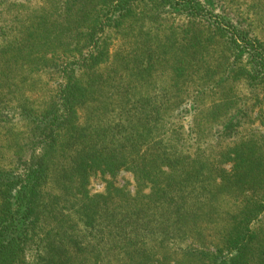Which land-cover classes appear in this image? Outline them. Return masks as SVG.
I'll return each instance as SVG.
<instances>
[{
	"label": "rangeland",
	"instance_id": "obj_1",
	"mask_svg": "<svg viewBox=\"0 0 264 264\" xmlns=\"http://www.w3.org/2000/svg\"><path fill=\"white\" fill-rule=\"evenodd\" d=\"M195 2L264 45V0ZM115 3L0 0V172H24L31 157L43 158L49 165L45 202L63 196L62 213L83 231L76 214L83 201L76 190L80 180L64 178L76 149L67 151L70 157L59 151L54 156L37 130L42 121L63 119L61 92L68 80L79 81L87 99L77 107L78 129L110 150L108 144L122 142L141 122L155 129L125 154L145 160L159 152L174 155L137 173L93 169L83 193L115 204L119 218L151 222L140 232L147 264H211L208 255L247 195L235 194L236 187L221 189L232 169L224 154L252 142L254 152L264 155V80L251 82L250 56L231 47L211 19L190 16L172 3L132 1L114 9ZM95 44L105 54L98 64L88 58L97 54ZM49 109L51 118L45 116ZM65 131L55 134V142L65 139ZM63 184L69 195L60 193ZM143 206L145 212L135 213ZM118 230L102 226L94 235ZM165 237V244L156 243ZM104 242L107 248L110 240ZM34 253L30 247L28 261Z\"/></svg>",
	"mask_w": 264,
	"mask_h": 264
},
{
	"label": "trees",
	"instance_id": "obj_2",
	"mask_svg": "<svg viewBox=\"0 0 264 264\" xmlns=\"http://www.w3.org/2000/svg\"><path fill=\"white\" fill-rule=\"evenodd\" d=\"M115 1L114 9H118L130 5L132 1L142 0ZM144 1H154L160 5L165 2L172 3L190 16L211 19L216 31L231 47L247 52L250 56V63L253 64V71L249 76L251 82L264 80V45L258 39L251 38L228 21L205 11L195 0ZM92 48L97 54L92 53L88 58L98 64L105 54L98 44ZM78 83L79 81L71 83L68 80L61 92L63 119L57 124L52 120L51 125L42 121L37 130L44 135L40 143L54 156L60 152V157H70L67 151L76 149L72 158H69V175L64 178L74 176L80 180L81 189L77 187L76 190L78 194H82L83 201L76 214L83 225V231H78V224L69 215L62 213L63 208L60 206L63 196L51 197L45 202L48 199H45V190L49 165L43 158L31 157L24 172H0V264H111L113 261L117 264H147L149 260L145 250L147 243L140 232L142 229H149L151 226H145L151 222L143 223L140 217L127 221V214L119 218L118 213H114L117 209L115 204L105 205L104 197L87 196L82 189L85 188L93 169L102 168L111 175L121 168H130L137 173V170L144 169L150 163H156V167L160 162L168 163L172 160L170 156L174 158V155L171 152L170 156L166 152H159L150 155L148 160L142 156L134 157L132 153V156L126 155V149H132L135 142L155 129L154 126L145 128L141 122L131 126V133L120 138L122 142L117 140L108 144L110 150H107L108 146L95 142L94 137L86 135V130L78 129L77 126L80 119L77 117V107L87 99L86 90ZM73 92L77 93L76 97L72 95ZM116 101L119 103L118 107H121L123 99L118 98ZM50 110L45 114L47 118H51L50 113L53 111ZM63 129L67 131L65 139L55 142L56 135L64 131ZM45 132L48 133L44 134ZM115 137L116 135L112 136L113 139ZM256 145L252 142H241L224 154L232 163V169L228 179L223 180L221 189L236 187L235 194L237 191L240 195L247 191V195L244 196V203L238 206L237 215L226 224L214 253L208 255L211 264H264V155L254 152L258 148ZM176 160L180 161L179 157ZM173 163L175 162H171L172 166ZM62 189L60 193L63 191V195H69V187L63 184ZM164 189L161 188V191L164 192ZM53 198L54 200H50ZM145 207L137 208L135 213L145 212ZM163 208L171 214H177L178 211L169 205ZM180 214L184 216L182 212ZM102 226L103 231L106 227H113L119 229V232L110 236L101 232L99 236H95L96 228L101 229ZM105 239L110 240L106 244L107 248H104ZM167 240L166 237L161 238L156 243L163 245ZM117 245L121 247L119 254L113 253L109 260L110 252ZM30 247H33L35 253L31 261H28ZM114 257L117 258L112 260Z\"/></svg>",
	"mask_w": 264,
	"mask_h": 264
}]
</instances>
